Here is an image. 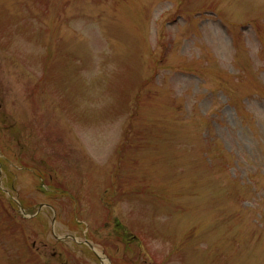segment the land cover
<instances>
[{"label":"rangeland","instance_id":"rangeland-1","mask_svg":"<svg viewBox=\"0 0 264 264\" xmlns=\"http://www.w3.org/2000/svg\"><path fill=\"white\" fill-rule=\"evenodd\" d=\"M108 263L264 264V0H0V264Z\"/></svg>","mask_w":264,"mask_h":264}]
</instances>
